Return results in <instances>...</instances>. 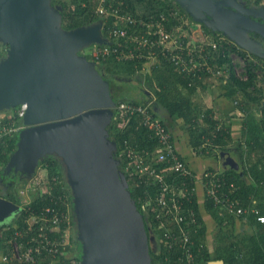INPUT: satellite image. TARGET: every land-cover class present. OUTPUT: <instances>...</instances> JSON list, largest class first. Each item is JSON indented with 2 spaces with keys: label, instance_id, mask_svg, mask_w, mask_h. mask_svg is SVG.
I'll list each match as a JSON object with an SVG mask.
<instances>
[{
  "label": "water",
  "instance_id": "water-1",
  "mask_svg": "<svg viewBox=\"0 0 264 264\" xmlns=\"http://www.w3.org/2000/svg\"><path fill=\"white\" fill-rule=\"evenodd\" d=\"M175 1L196 21L264 58V6L246 0ZM61 9L52 0H0V42L7 46L0 58V111L27 105L25 126L3 171L31 178L42 158L59 156L72 192L80 264H153L155 236L132 196L108 129L117 104L111 82L82 52L92 43L109 42L103 19L65 28ZM220 158L224 168H240L229 152ZM21 208L0 194V225Z\"/></svg>",
  "mask_w": 264,
  "mask_h": 264
},
{
  "label": "trees",
  "instance_id": "trees-1",
  "mask_svg": "<svg viewBox=\"0 0 264 264\" xmlns=\"http://www.w3.org/2000/svg\"><path fill=\"white\" fill-rule=\"evenodd\" d=\"M52 1L62 8V24L65 28L89 24L98 19H104L105 23L113 20L112 17L108 19L96 11L99 0ZM124 1L135 12L138 11V7L143 8L142 10L145 11L156 12L174 5L181 6L175 0ZM248 1L253 4L264 2V0ZM108 3L106 1V4ZM125 4L122 5V8H126ZM205 28L212 31L207 26ZM0 56H2L1 53ZM87 56L93 58L89 53H87ZM255 58L264 61V58L258 56H255ZM97 65L105 77L111 74L116 79H119V77L127 79V77L136 74L134 61L110 62L108 64L105 61L97 60ZM161 66H155L151 72L139 75L144 77L145 88L153 90L157 95L152 107L154 108L155 105V112L161 117L162 121L169 127L168 120L182 116L181 118L187 123L191 133L190 140L194 145V149L197 151L202 150L204 154L208 155H217L218 151L233 149L240 163L239 169L226 168L220 170V173L225 176L227 186L230 182L235 183V188H232L231 192L227 186L223 189L230 192V195L238 201V204L246 208L245 211L236 212L229 211L228 208H222L216 205L210 196L202 195L201 191L198 194L194 193L192 200L187 202V205L195 208L196 211V222L194 225H189V228L192 230V238L194 239L192 249L197 260L201 264H210V261L215 259H223L224 264H264V222L260 221L257 218L258 213L252 210V207H256L260 213L264 214V105L261 104L262 91L250 89L255 83L256 66L253 61L249 62V78L247 80L240 79L234 73H231L226 80L229 95L238 97V92H241V101H247L246 104H250L252 99L257 105L260 106L261 104L260 110L262 111L259 120L260 129L258 124L253 129L250 127L246 140L237 139L233 146L228 144L231 142L228 139L230 130L226 128L217 129V120L213 118L212 108L198 107L192 100L197 85L203 79L179 72L170 62H164L163 67ZM209 77L214 76L209 75ZM107 78L109 79V77ZM111 92L113 94L112 86ZM143 94L145 93L143 92ZM115 99L117 101L120 99L139 101L138 98L125 96ZM238 99L240 101V98ZM240 107L244 109V105ZM5 111H0V114L5 113ZM202 112L205 113L203 116H201ZM174 115L177 116L174 117ZM108 129L110 136L117 141L115 155L121 160L120 166L127 175L132 196L144 214L147 230L155 236L150 249L152 262L153 264H165L174 261L177 250L170 249L166 244L163 229L160 227V220L154 215V209L157 208L155 197L158 192V185L154 181L147 182L139 178L133 165V150L148 149L154 151L158 147L157 139L150 135L151 131L142 124L141 117L136 115H133L126 125H118L116 117H114ZM204 134L209 137V140H206L207 145L200 149V144L205 140L202 137ZM17 139L18 136L6 137L2 145L0 144V159L4 163L3 168L0 170V178L6 177L3 171L4 166L17 146ZM144 160L146 162L150 161L158 170H163L169 165V162L165 160L155 159V153H151ZM42 165L47 170V175L43 176L45 181L43 189L34 191L32 195L30 193L32 190H28L29 195H31L28 202H24L23 197L18 194V190L22 185L21 182H24L25 178L22 179L18 175L17 181L11 185L7 183L8 181H5L7 185L3 192L4 196L18 202L22 209L11 220L0 225V250L9 249V239L17 230L24 229L27 226V218L30 215L39 214L49 206L59 210L70 209L75 228L71 234L74 246L70 248L72 250L71 256L65 260L67 264H79L80 243L76 237L72 192L65 177L63 163L59 156L49 154L41 159L39 167ZM163 173L166 178L173 179V182L177 184L185 179L174 171L165 170ZM10 175L8 174L7 178H10ZM37 177L42 178L39 175ZM238 220L241 222V230H237ZM194 228H197L196 231L193 230ZM167 256L169 258H166Z\"/></svg>",
  "mask_w": 264,
  "mask_h": 264
},
{
  "label": "built area",
  "instance_id": "built-area-1",
  "mask_svg": "<svg viewBox=\"0 0 264 264\" xmlns=\"http://www.w3.org/2000/svg\"><path fill=\"white\" fill-rule=\"evenodd\" d=\"M106 1L109 3L106 4ZM124 4V0H99L96 11L113 20L106 21V24L103 19V34L109 42L92 43L85 47L88 52L84 53H89L96 62L134 61L136 74H146L153 67L170 62L179 72L198 79L209 75L227 78L234 73L247 80L248 64L253 61L256 76L250 89L262 91L264 105V63L252 53L223 33L206 29L181 6L174 5L156 12L138 7L135 12L128 4L122 8ZM4 47L6 50L7 46ZM155 99L154 94L142 102L120 99L114 108V115L118 125L128 124L133 115L140 116L142 124L151 131L150 135L157 139L158 147L154 151L133 150V165L139 178L158 185L154 215L160 220L166 244L170 249L177 250L175 260L165 264H201L192 249L194 239L189 228L196 222V211L187 205L192 195L199 193V185L202 186V195L210 196L222 208L236 212H243L246 208L230 195L235 183L230 182L227 186L220 170L205 169L201 175L187 162L176 146L172 130L155 114L152 107ZM235 102L238 103L239 99L236 98ZM26 107V103H22L0 114L1 145L6 137H17L25 126L23 116ZM223 127L220 123L217 129ZM205 145L207 141L201 144V148ZM151 153H155V159L165 160L169 165L158 170L150 161L144 160ZM3 165L0 159V170ZM165 170L177 172L185 179L177 184L173 179L166 178ZM29 180L37 187L45 183L37 174ZM28 183L27 189L23 190L25 193L29 190ZM226 186L230 192L223 189ZM21 196L24 202L29 201L25 195ZM252 210L264 222V214L256 207ZM74 229L70 209L46 207L39 214L27 218V226L17 230L9 239L8 250H0V264H67L65 259L71 256L70 248L74 246L71 238Z\"/></svg>",
  "mask_w": 264,
  "mask_h": 264
},
{
  "label": "crops",
  "instance_id": "crops-1",
  "mask_svg": "<svg viewBox=\"0 0 264 264\" xmlns=\"http://www.w3.org/2000/svg\"><path fill=\"white\" fill-rule=\"evenodd\" d=\"M161 67H163V65ZM202 79L203 81L197 85L195 92L193 93L192 100L198 105V107H202L205 109L212 108L214 113L213 118L217 120V126L222 123L224 129L226 128L227 130H230V136L228 137V139L231 142H229L228 144L233 146L235 141L240 138L245 141L247 134H249L248 131H250V127L251 129H253L254 126H257V124L259 125V120L262 112L260 110V106L257 105L256 102L252 99L250 101V104H246L247 101H241V92H238L239 96L236 95L238 97L229 95V88L226 85L227 78L225 77L211 78L207 76ZM143 83L145 84V82ZM148 90L152 94H154L155 98L157 99V95L154 93V91L150 90L149 88ZM148 97L149 96L147 95V93H145L137 98L140 102H142L148 99ZM236 98H240V101L238 103L235 102ZM242 105H244V109L240 107ZM153 110L155 112V105ZM155 114L159 116L156 112ZM204 114L205 113L202 112L201 116H203ZM176 116L177 115H174V117ZM181 117L182 116H177L175 119H170V121L168 120V125H170L169 128L173 132V137L178 150L197 173L201 174L207 168L218 170L226 169L224 168L220 158L221 152H229L231 156L235 157L238 160L237 154L233 149L218 151L217 155L204 154L202 150L197 151L196 149H194V145L190 140L191 133L189 131V128L187 127V123H185ZM202 137H204L205 139L204 142H206V140H209V137L206 134H204ZM201 144L200 149L203 148H201ZM199 186V191L202 192V186ZM238 221L237 230H241V222Z\"/></svg>",
  "mask_w": 264,
  "mask_h": 264
},
{
  "label": "rangeland",
  "instance_id": "rangeland-1",
  "mask_svg": "<svg viewBox=\"0 0 264 264\" xmlns=\"http://www.w3.org/2000/svg\"><path fill=\"white\" fill-rule=\"evenodd\" d=\"M139 8H141V7H139ZM141 9H143V8H141ZM4 46L5 45L0 42V52H1L2 56L6 52V50H4V48H5ZM84 51L88 52V50H86L85 48L83 49L82 52H84ZM2 56H0V58ZM107 77H109V79L111 81L112 91H113V94H114L115 98H120V97H123V96L130 97V98H135V97L137 98V97L143 95L144 88H145V86H144L145 84L143 82L145 80H144V77L142 75L140 76L139 74H135L132 77H127V79L125 77H119V79H116L111 74H108ZM261 101H262V99H261ZM261 104H262V102H261ZM261 104H260V107H261ZM114 117H115V115H113V118ZM113 118H112V120H113ZM4 174L7 177V175L10 174V171L7 172V173H4ZM36 174L42 177L41 180L44 179L43 176L47 175V170L45 169L44 165L40 166L37 169ZM36 174L34 176H36ZM6 177H1V179H0V194H3V195H4L3 192L6 189L5 185H7V183L5 181H8V178H6ZM23 178H25V180H24V182H21L22 185L20 186V188L18 190V194L25 195V198H27V199L29 198V201H30V196L32 195V193L34 191H37V190H42L43 189V184H42V186L37 187V186H35L34 182L33 183L30 182V180H29L30 178L22 177V179ZM1 181L4 182V185H3V183ZM28 182L30 184H33V185H31V187H30L29 186L30 184ZM27 183H28L29 190L30 189L32 190V192H30L31 195H29L28 190H27L26 193L23 191L26 188L25 186H26ZM24 184H25V186H24ZM79 264H80V261H79Z\"/></svg>",
  "mask_w": 264,
  "mask_h": 264
},
{
  "label": "flooded vegetation",
  "instance_id": "flooded-vegetation-1",
  "mask_svg": "<svg viewBox=\"0 0 264 264\" xmlns=\"http://www.w3.org/2000/svg\"><path fill=\"white\" fill-rule=\"evenodd\" d=\"M246 2H247V4L248 5H259V6H264V2H261V4H253V3H251V2H249L248 0H246ZM263 20V19H262ZM260 62L261 63H264V61H262V60H260ZM11 175V177L10 178H8V184H13L15 181H17V176H18V174L17 173H15V172H11L10 173ZM19 177V176H18ZM7 178V177H6ZM1 179V178H0ZM2 183H3V185H4V182L3 181H1ZM6 186V185H5Z\"/></svg>",
  "mask_w": 264,
  "mask_h": 264
}]
</instances>
